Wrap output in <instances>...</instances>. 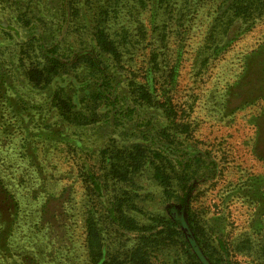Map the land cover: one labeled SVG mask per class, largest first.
I'll return each mask as SVG.
<instances>
[{
	"label": "rangeland",
	"instance_id": "374dc122",
	"mask_svg": "<svg viewBox=\"0 0 264 264\" xmlns=\"http://www.w3.org/2000/svg\"><path fill=\"white\" fill-rule=\"evenodd\" d=\"M237 1L0 0V264H264V0ZM108 4L118 58L95 39ZM134 141L144 168L92 191Z\"/></svg>",
	"mask_w": 264,
	"mask_h": 264
},
{
	"label": "trees",
	"instance_id": "16d2710c",
	"mask_svg": "<svg viewBox=\"0 0 264 264\" xmlns=\"http://www.w3.org/2000/svg\"><path fill=\"white\" fill-rule=\"evenodd\" d=\"M138 1L142 2L143 0ZM235 2V4H231L229 6L230 11H233L236 14L246 11L245 9H241L239 1L235 0ZM109 9H113L112 4H108V9L101 10V14H99L101 17L97 20L95 39L101 48V51L112 53L115 58H118L120 52L114 39L110 37V33L106 27L109 19L112 17L111 12L114 11ZM46 61L47 63H45L43 67L32 65V67L27 70V75L31 81L41 83L42 81L49 79L51 74L59 72V68L61 66L59 59L52 57L48 58ZM132 84L137 86L135 83ZM133 90L134 92L138 91L137 98L142 101L151 102L152 93L150 91V86L148 88L145 86H137ZM59 98L61 99V97ZM62 102H64L67 108L68 105L66 102L64 100ZM149 148L150 147L146 145L143 146L141 143L134 141L131 145L125 146L123 150L113 149L109 156L105 159H108V161H102L101 173L96 172L95 170H91L90 173H87L89 174V176H87V180L90 181L89 185L91 190L101 195L104 191H107L108 185L113 184L114 181L124 183L132 181L137 172L140 169H143L148 163L149 160L147 159V152L149 151ZM164 171L165 170L163 168L158 166L155 177L161 181L162 184H167L166 182L168 180V176ZM0 188L1 190H4V186H0ZM6 193L9 194L7 191ZM122 198L121 194L114 193L110 201L111 207L107 210V212L109 213L112 221L117 222L119 225L122 223L126 226L131 219L126 218L121 214L123 203ZM3 200L4 202L6 201V205L4 208L0 205V209L2 207L6 212H11V205L8 202V197L6 196ZM14 205L17 204L14 203ZM85 222L87 248L95 263L102 258L101 256L103 254L100 220H96L93 215H90L87 219H85Z\"/></svg>",
	"mask_w": 264,
	"mask_h": 264
}]
</instances>
